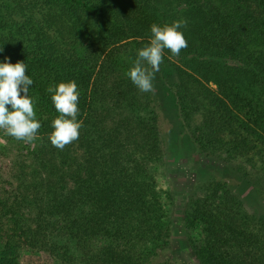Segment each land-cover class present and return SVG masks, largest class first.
<instances>
[{
	"label": "trees",
	"instance_id": "16d2710c",
	"mask_svg": "<svg viewBox=\"0 0 264 264\" xmlns=\"http://www.w3.org/2000/svg\"><path fill=\"white\" fill-rule=\"evenodd\" d=\"M55 1L61 47L25 53L0 36V63L27 64L41 109L37 138L12 137L0 167V264L22 250L86 264H264V0ZM179 20L187 48L166 49L155 91L142 93L125 73L153 23ZM73 80L83 127L58 150L47 88ZM173 147L223 171H198L191 194L162 192L154 164Z\"/></svg>",
	"mask_w": 264,
	"mask_h": 264
},
{
	"label": "clouds",
	"instance_id": "9594fccd",
	"mask_svg": "<svg viewBox=\"0 0 264 264\" xmlns=\"http://www.w3.org/2000/svg\"><path fill=\"white\" fill-rule=\"evenodd\" d=\"M185 26L184 20L174 21L171 25L153 23L150 26L148 44L138 50L133 66L125 73L139 91H155L153 81L163 63L166 49L172 56L178 57L181 50L187 48V41L179 31ZM26 72L27 64L24 62L12 64L6 59V62L0 63V129L17 140L31 143L37 138L41 124L35 118V100L28 95L33 80ZM47 92L51 94L52 103L59 113L51 123L53 131L48 138L52 146L63 150L66 145L78 140L79 130L83 127V121L77 119L80 115L78 85L74 80L50 85ZM9 105L11 110L6 107Z\"/></svg>",
	"mask_w": 264,
	"mask_h": 264
},
{
	"label": "rangeland",
	"instance_id": "374dc122",
	"mask_svg": "<svg viewBox=\"0 0 264 264\" xmlns=\"http://www.w3.org/2000/svg\"><path fill=\"white\" fill-rule=\"evenodd\" d=\"M5 4L0 3V16L5 17L8 24L1 26L2 31L0 36L4 38H12L23 43V51L29 53L32 49H36L40 44H47L48 41L61 47L62 39L55 32V23L61 18L60 9L55 7V0H5ZM7 18V20H6ZM56 18V19H55ZM5 22V23H6ZM77 36H72L70 42L77 41L82 43L85 39L81 29L76 30ZM77 39V40H76ZM77 44V45H78ZM75 46V45H74ZM215 89L214 85H211ZM23 95V93H21ZM34 100V96L28 93ZM9 107L11 110V106ZM34 112L36 119L41 114V109L35 100ZM165 118V117H163ZM166 119V118H165ZM11 136L5 134V130L0 129V167L8 161L10 155ZM169 152L172 156L171 160L165 158L154 164L155 173L158 180L159 188L162 192L169 190L178 191L182 195L191 194L195 187L198 178V171L205 169L213 175H220L223 171V166L218 163H212L205 158L199 157L191 159L194 155L193 149L189 154L177 153L175 147ZM168 157V156H167ZM176 197V205L182 201L183 197ZM164 209L169 214L174 207L164 195ZM175 205V204H174ZM174 227L184 231L183 224L174 218ZM184 256V257H183ZM182 260L192 263L193 259L189 256V251H185L181 257ZM19 264H86V261L79 254L67 252L66 257L56 258L51 253L33 252L30 250H22L18 257Z\"/></svg>",
	"mask_w": 264,
	"mask_h": 264
}]
</instances>
